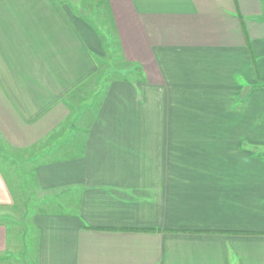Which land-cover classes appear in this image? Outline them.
I'll list each match as a JSON object with an SVG mask.
<instances>
[{"label":"crops","instance_id":"0c3cea01","mask_svg":"<svg viewBox=\"0 0 264 264\" xmlns=\"http://www.w3.org/2000/svg\"><path fill=\"white\" fill-rule=\"evenodd\" d=\"M68 1L0 0V147L39 156L47 207L35 264H264V0H98L139 79L97 105L108 46Z\"/></svg>","mask_w":264,"mask_h":264},{"label":"rangeland","instance_id":"374dc122","mask_svg":"<svg viewBox=\"0 0 264 264\" xmlns=\"http://www.w3.org/2000/svg\"><path fill=\"white\" fill-rule=\"evenodd\" d=\"M67 3L80 4L78 5L80 6L79 10L84 15L93 16L92 21L99 25L98 29L102 31L103 39L108 46L107 56L100 61L97 76L87 85L91 88L83 90L87 98L93 99L97 105L100 97L95 98L94 89L96 86L99 89L100 86L104 87L103 85L108 82L125 77L132 80L139 79V71L137 67L134 69L127 66L123 60L113 24L103 4H100L98 0H69ZM4 147H0V164L17 195L18 204L15 210L19 217L17 220H10V218L2 220L9 228L10 242H14L16 237L18 239L19 251L9 259L12 264H35L37 233L31 223V217L35 211L44 209L46 205L40 203L42 193L38 190L33 175L34 161L36 162L39 156L35 155L32 158L19 152H9V149Z\"/></svg>","mask_w":264,"mask_h":264},{"label":"trees","instance_id":"16d2710c","mask_svg":"<svg viewBox=\"0 0 264 264\" xmlns=\"http://www.w3.org/2000/svg\"><path fill=\"white\" fill-rule=\"evenodd\" d=\"M126 64H127V66H131L132 68L135 69V67H133V66L130 65L129 63H126ZM123 75H124V74H123ZM93 79H95V77H94ZM123 79L128 80L129 78L125 77V78H123ZM218 234H231V233H229V232H219ZM232 234H238V233H232ZM239 234H241V233H239ZM260 235H264V234H260Z\"/></svg>","mask_w":264,"mask_h":264}]
</instances>
